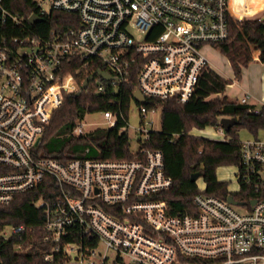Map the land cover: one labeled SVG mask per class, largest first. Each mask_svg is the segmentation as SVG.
Wrapping results in <instances>:
<instances>
[{"label": "built area", "instance_id": "obj_1", "mask_svg": "<svg viewBox=\"0 0 264 264\" xmlns=\"http://www.w3.org/2000/svg\"><path fill=\"white\" fill-rule=\"evenodd\" d=\"M37 1L39 13L33 14L44 19L50 11L71 13V25L39 36L0 0V202L54 177L57 193L36 205L44 208L47 239L63 251L66 264H264L263 138L242 140L239 182L253 196L230 195L237 201L232 203L198 187L192 209L177 213L159 198L174 184L160 150L138 148L130 160L67 162L36 153L65 95L82 91L78 76L66 71L71 61L81 60L83 68L101 65L96 72L112 75L91 80L100 91L105 82L122 83L135 66L136 89L148 101L174 99L187 105L210 65L204 46L227 41L234 20L264 21V6L256 8L257 0ZM10 22L17 34L9 32ZM251 97L246 91L233 98L226 91L210 101L231 104L233 98L235 105H252ZM137 103L145 125L150 124L144 120L147 104ZM261 103L254 105L255 112L264 110ZM99 113L107 127L116 124L117 113ZM85 117L73 134L90 132ZM218 128L226 140L225 129ZM139 130L147 139L150 131ZM24 230L10 227L4 236Z\"/></svg>", "mask_w": 264, "mask_h": 264}, {"label": "trees", "instance_id": "obj_2", "mask_svg": "<svg viewBox=\"0 0 264 264\" xmlns=\"http://www.w3.org/2000/svg\"><path fill=\"white\" fill-rule=\"evenodd\" d=\"M4 5L13 15L23 18L28 28L39 36H47L53 29H66L71 25L69 19L72 14L59 11H50L43 20L31 24L29 16L39 13L37 0H4ZM8 30L12 35L18 33L11 22ZM216 46L228 57L235 77L240 80L243 69L254 59V52H260V59L264 61V21H232L229 39ZM100 67L90 65L83 68L81 60H73L66 71L76 74L83 83ZM137 71V67L132 66L122 83L105 82L102 91L98 90L97 82L93 80L86 90L66 94L46 125L42 142L36 149L37 156L62 162L76 158L133 159L139 151L134 153L131 150L126 126L130 104L135 100L133 93L137 88ZM230 83L229 79L207 67L201 75L193 101L187 105L174 99L149 97L147 109H161V130L150 131L148 138L140 141L139 149L162 151L166 173L174 184L159 198L167 200L173 213L192 209L193 198L199 188L197 181H191V176L197 172H201L208 194L222 198L233 195L240 200L254 195L252 189L243 183H240L239 192L230 191L228 183L217 176V169L222 165L240 167L242 140L239 132L242 129H247L254 136L264 130V110L255 112L254 105H235L234 100H231L232 104L226 101L211 103L210 99L223 94ZM105 111L117 113L113 127H99L82 135L72 133L79 119L89 113ZM224 116L236 117L239 121L226 131V140L191 133L193 129L218 127ZM57 191L55 178L46 176L38 186L17 194L12 201L0 202V264H66L63 251H56V243L47 239L49 233L45 226L44 208L36 205L40 198L51 199ZM17 226H24L25 230L12 233L8 238L4 236L7 228ZM19 245L23 249H19ZM50 253L54 257L48 261L45 256Z\"/></svg>", "mask_w": 264, "mask_h": 264}, {"label": "rangeland", "instance_id": "obj_3", "mask_svg": "<svg viewBox=\"0 0 264 264\" xmlns=\"http://www.w3.org/2000/svg\"><path fill=\"white\" fill-rule=\"evenodd\" d=\"M49 8V5H46ZM205 54L209 58V63L213 65L224 77L229 79L231 82L235 78V73L232 69L230 61L228 57L221 51V49L217 46L205 45L203 48ZM256 52L253 53V55ZM262 60L258 58H254V60L249 63L247 68L243 69V74L241 77V83L246 84L250 83L253 85V89L250 88V92L252 94H261L260 88L264 87V66L261 64ZM237 79V78H236ZM229 88V87H227ZM230 93V88H229ZM241 90H236V93H241ZM147 122L150 124L145 125V121H143L141 117V113L139 110L138 103L133 100L130 104L128 111V124L126 126L130 141H131V150L136 152L140 146V141L146 138L147 133L145 131H140L139 128L146 127L148 131H158L161 130L162 123V113L161 109L158 108L154 111H148L146 114ZM84 122L88 123L85 127L86 131L95 130L99 127H107L109 126L103 116L102 113L94 112L86 115ZM226 132V131H225ZM194 135L204 136L210 139L221 140L222 134L218 127L208 126L204 129H193L191 131ZM241 140L247 139L253 134H251L247 129H242L240 132ZM217 176L219 180L225 181L228 183V188L232 192H239L241 190V185L239 182V169L236 165H222L217 169ZM198 187L200 189H206V183L204 179L201 177L197 180ZM241 210V208H240ZM10 230V227L6 229V231Z\"/></svg>", "mask_w": 264, "mask_h": 264}, {"label": "water", "instance_id": "obj_4", "mask_svg": "<svg viewBox=\"0 0 264 264\" xmlns=\"http://www.w3.org/2000/svg\"><path fill=\"white\" fill-rule=\"evenodd\" d=\"M43 20L42 17H40L39 15L37 14H32L30 17H29V22L31 24H35L36 22H39ZM97 75L101 76V77H104L106 79H113L112 75H110L109 73L107 72H104V71H97V72H94L92 73L89 77H87L83 83H82V90H86L90 81L92 79H94ZM133 96H134V99L141 103V104H148L149 101L145 98V96L143 95V93L139 90V89H136L133 93ZM220 125L225 129V131H228L230 130V128L236 124L239 123L238 119L236 117H232V116H224L220 119L219 121ZM202 176L201 172H197V173H194L192 174L191 176V181H197L200 177ZM228 201L229 202H232V203H235L237 202L233 196H229L228 197Z\"/></svg>", "mask_w": 264, "mask_h": 264}, {"label": "crops", "instance_id": "obj_5", "mask_svg": "<svg viewBox=\"0 0 264 264\" xmlns=\"http://www.w3.org/2000/svg\"><path fill=\"white\" fill-rule=\"evenodd\" d=\"M264 6V0H257L256 2H255V7L256 8H261V7H263ZM260 58V52H258V51H256V53L254 54V58ZM254 60V59H253ZM252 60V61H253ZM251 61V62H252ZM250 62V63H251ZM261 64H262V66H264V61H262L261 62ZM210 66H212L213 67V69L218 73V74H220L221 76H223L224 77V75H222L213 65H211L210 64ZM247 68V67H246ZM263 75H264V73H263ZM226 78V77H225ZM234 82V83H233ZM227 87H229L230 88V90L232 91V97L234 98L236 95H237V93H236V90H243L241 93H243V92H249V93H251L250 91V88H252L253 89V85H251L250 83H246V84H243V83H241V79L240 80H238V79H236V77L234 78V80L230 83V84H228L227 85ZM226 87V90H225V92L226 91H228L229 90V88H227ZM224 92V93H225ZM223 93V94H224ZM259 93H261V94H252L251 93V95H252V97H251V99H250V103L252 104V105H255L256 107H260L261 106V102L264 100V87L262 86V88H260V92ZM233 98H232V100H233ZM232 104V103H231ZM234 104H235V102H234ZM251 137H254V135H252V136H250L249 138H251ZM257 137H260V138H263L264 139V130H261L260 132H259V134L257 135ZM222 140V139H221Z\"/></svg>", "mask_w": 264, "mask_h": 264}, {"label": "bare ground", "instance_id": "obj_6", "mask_svg": "<svg viewBox=\"0 0 264 264\" xmlns=\"http://www.w3.org/2000/svg\"><path fill=\"white\" fill-rule=\"evenodd\" d=\"M208 67H210V68H213V67H212V66H210V65H209Z\"/></svg>", "mask_w": 264, "mask_h": 264}]
</instances>
